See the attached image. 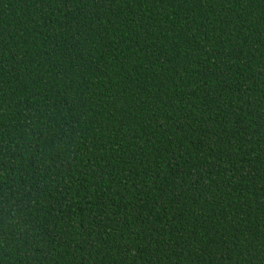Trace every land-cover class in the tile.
<instances>
[{"label": "trees", "instance_id": "obj_1", "mask_svg": "<svg viewBox=\"0 0 264 264\" xmlns=\"http://www.w3.org/2000/svg\"><path fill=\"white\" fill-rule=\"evenodd\" d=\"M0 264H264V0H0Z\"/></svg>", "mask_w": 264, "mask_h": 264}]
</instances>
